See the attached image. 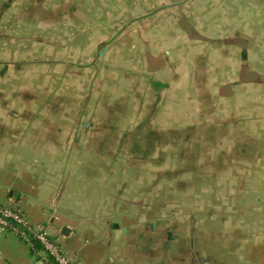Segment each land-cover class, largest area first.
<instances>
[{"label": "crops", "instance_id": "crops-1", "mask_svg": "<svg viewBox=\"0 0 264 264\" xmlns=\"http://www.w3.org/2000/svg\"><path fill=\"white\" fill-rule=\"evenodd\" d=\"M28 1L14 10H43L50 5L45 4L48 0ZM176 1L164 5L162 0H156L150 9L157 8L154 13L158 17L150 18L151 13L130 19L127 25L133 26L139 20L157 25L159 16L165 13L162 10L167 8L184 9L185 13L192 10L185 18L190 17L195 36L190 38L183 29L176 28L179 40L175 42L185 55L190 53L189 75L183 80L195 102L208 89V103L213 105L214 89L231 85L232 74L248 72L256 77L251 81L234 77L237 82L231 86L235 92L228 101H239L244 107L238 114L223 113L220 119L228 124L224 136L233 137L228 129L239 123L238 140L227 151L220 150L221 159L207 161L212 172L205 180L192 184L198 188L190 195L189 209H152L154 196L144 193L141 198L132 192V187L121 190L118 180L103 183V188L94 185L89 191L87 185L94 178L83 176L85 169H102L103 165L112 168L111 164L120 162L123 155V167L134 169L142 158L140 153L148 152L139 143L143 137L155 140V153L157 148L161 151L167 147L165 137L178 135L174 127L155 123L164 102H168L167 91L175 89L180 78L168 52L161 53L165 62L162 66L170 68L173 80L163 78L162 73L168 75V70L138 73L144 82L150 80L148 90L154 95L148 104L143 101L146 111L143 115L138 111L137 118H133L138 123L125 132L102 127L92 130L93 122L86 120L82 128L78 121L72 125L65 120L67 115L55 114V106L59 109L66 103L64 95L22 97L17 95L21 90L13 96L0 92V206L20 211L32 225L42 228L72 264H264V0ZM14 2L0 0L1 24L10 22L7 17L2 21L1 14L13 8ZM166 18L167 23L177 26L183 15ZM128 28L122 30L124 36L117 33L111 39L116 41V47L125 39L132 40L128 39ZM141 40L152 41L145 35ZM90 46L91 43L85 46L84 54H90ZM135 47L133 43L130 50ZM7 68L4 65L2 71ZM109 70L106 66L105 71ZM237 87L245 91L244 97L239 92L235 98ZM87 96L84 104L91 99ZM35 99L44 106L40 113L34 110L38 105L33 104ZM16 104L19 111L11 108ZM49 104L53 108H48ZM46 108L49 112H44ZM82 115L86 118L87 112ZM80 136L94 144L87 143L89 140L81 144L76 138ZM124 139L132 145L123 143ZM107 153L110 157L103 161ZM75 169L80 171L78 177ZM0 264H46V259L43 253L0 228Z\"/></svg>", "mask_w": 264, "mask_h": 264}, {"label": "rangeland", "instance_id": "rangeland-1", "mask_svg": "<svg viewBox=\"0 0 264 264\" xmlns=\"http://www.w3.org/2000/svg\"><path fill=\"white\" fill-rule=\"evenodd\" d=\"M27 1L16 0L13 8L2 10V21L7 17L10 18V22L6 23L7 25L0 23V32L10 34L11 37L0 34V92L5 91L7 95L13 96L16 90H21L22 93L17 95L22 97L28 94L37 97H46L49 94L64 95L67 98L66 103L59 109L56 105L55 114L67 115L65 120L70 121L72 125L78 121L82 128L81 124L86 120L89 123L93 122L92 130H100L102 127V130L120 129L125 132L131 129L138 123L133 120L137 118L138 111H141L142 115L146 111L143 109V101H147L148 104L151 101L150 96L154 95L148 90L150 80L144 82L138 73L168 70L169 74L162 73V76L167 81L173 80L170 68L162 66L165 63L162 54L168 52L171 55L169 59L180 77L174 87L177 91L175 89L167 91L165 101L168 102L166 104L164 102L155 122L158 126L174 127L179 130L177 136L165 137L168 143L166 148L171 149L161 148V151H158L157 148L154 153L155 140L143 137L139 143L145 145L144 149L148 152L140 153L142 158L138 159L134 169L123 167V163H120L122 159H126L123 155L124 157H119L120 162L111 164L112 168L103 165L102 169L90 171L85 169L83 176L94 178L87 185L89 191L94 185L103 188V183L118 180L121 190L132 187V192L136 195L139 193L141 198L144 193L150 197L154 196L151 197L152 209H189L190 195L198 188L192 184L205 180L212 172L209 166L207 167V161L221 159L220 150L227 151L228 146H233L238 140L239 123L231 124L228 129L233 137L224 136V129L228 124H224L220 119V116H224L223 113L227 116L238 114L240 108L244 107L239 101L233 102L232 99L228 101L235 92L231 86L232 82H237L233 81L234 77L241 81H251L256 80L254 74L248 72L238 76L232 74L231 85L221 89L217 86L216 90L214 89L213 105L208 103L210 101V96L206 95L208 89L205 90L206 93H201L200 90L199 101L195 102L194 98H191L192 92L185 90L183 80L189 75L190 53L185 55L184 49L179 50L175 42L176 28L183 29L190 38L195 36L191 31L190 17L185 18L190 16L192 10L187 9L188 12L185 13L184 9L167 8L162 10L165 13L159 16L161 19L157 25L139 20L133 26H129L127 21L130 19L151 13L150 18L158 17L154 13L157 8L150 9L156 0H84V3H81L82 0H48L45 3L50 4L48 9L37 10L27 7L14 10V7ZM162 1L164 5L177 2ZM166 12H169V15H166ZM182 15L183 18L178 21L179 25L167 23L166 17L175 18ZM126 28L128 39L133 41L125 39L124 42H118V48L114 45L116 41L113 42L111 39ZM124 35L125 32L121 34ZM143 35L152 41L144 42L141 40ZM90 43L91 46L88 47L91 49L90 54H84L85 46ZM133 43L136 47L130 50ZM113 45L115 47H112ZM158 50L161 52L157 53ZM4 65L9 68L2 71ZM106 66L109 67V71H105ZM116 68L125 73H118ZM215 75L218 77V74ZM63 88L66 90L63 91ZM155 89L157 92L158 89ZM239 92L244 97L245 91L237 87L235 98L240 96ZM86 95L91 99L84 104ZM33 104H38L34 108L38 113L44 109L40 101ZM17 105H11V108L19 111L20 107ZM48 108H53L52 104H49ZM48 108L44 112H49ZM84 112H87L86 118L82 115ZM17 124L18 127L21 122ZM114 125L115 128L112 127ZM76 138L81 144L87 140H89L87 143L94 144L86 136ZM125 139L123 143L132 145L131 141L124 142ZM198 149L196 154L195 150ZM75 156L79 158V154ZM108 157L110 153L105 154L102 160H107ZM194 163L195 167H192ZM78 172H80L78 169L74 170L76 177L79 176ZM159 197L162 198L161 201ZM24 219L27 220L25 217ZM32 226L35 229L39 228Z\"/></svg>", "mask_w": 264, "mask_h": 264}, {"label": "built area", "instance_id": "built-area-1", "mask_svg": "<svg viewBox=\"0 0 264 264\" xmlns=\"http://www.w3.org/2000/svg\"><path fill=\"white\" fill-rule=\"evenodd\" d=\"M0 228L14 234L32 249V242L36 241L46 254V264H72L71 260L63 255L58 244L49 239L43 229H35L24 219L20 211L12 207L0 206Z\"/></svg>", "mask_w": 264, "mask_h": 264}, {"label": "trees", "instance_id": "trees-1", "mask_svg": "<svg viewBox=\"0 0 264 264\" xmlns=\"http://www.w3.org/2000/svg\"><path fill=\"white\" fill-rule=\"evenodd\" d=\"M32 244H33V250L34 251L40 252V253H43L44 254L41 246L36 241L32 242ZM44 255H46V254H44Z\"/></svg>", "mask_w": 264, "mask_h": 264}, {"label": "water", "instance_id": "water-1", "mask_svg": "<svg viewBox=\"0 0 264 264\" xmlns=\"http://www.w3.org/2000/svg\"><path fill=\"white\" fill-rule=\"evenodd\" d=\"M166 244H164V247H165Z\"/></svg>", "mask_w": 264, "mask_h": 264}]
</instances>
